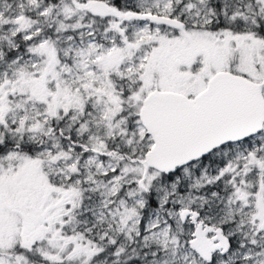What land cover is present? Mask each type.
I'll use <instances>...</instances> for the list:
<instances>
[{
	"label": "snow or ice",
	"instance_id": "1",
	"mask_svg": "<svg viewBox=\"0 0 264 264\" xmlns=\"http://www.w3.org/2000/svg\"><path fill=\"white\" fill-rule=\"evenodd\" d=\"M0 264H264V0H0Z\"/></svg>",
	"mask_w": 264,
	"mask_h": 264
}]
</instances>
